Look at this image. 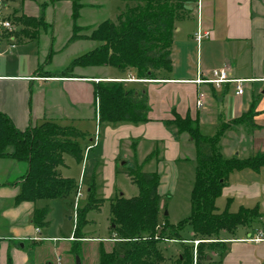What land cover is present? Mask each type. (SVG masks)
Segmentation results:
<instances>
[{"label":"crops","instance_id":"crops-1","mask_svg":"<svg viewBox=\"0 0 264 264\" xmlns=\"http://www.w3.org/2000/svg\"><path fill=\"white\" fill-rule=\"evenodd\" d=\"M56 2L59 1H23L22 12L27 16L36 17L43 10L48 26L41 28L33 37L20 33L15 36L14 48L5 47L2 56L11 60L12 67H2L0 59V110L20 129L28 125H38L43 121L68 125L63 122L78 120L81 117L90 119L94 115L99 126L94 127L93 133L80 129L87 134L80 142L84 148L80 165L84 172L88 169L91 173L87 188L88 199L90 192L95 196L96 175L100 180L104 198H110L114 194L118 162L122 161L120 165L123 168L127 166L126 162L143 167L144 161L152 155L149 154L151 143L158 142L160 145L155 149V155H160V158L157 157L156 167L152 172L159 175L157 194L160 197V208L165 206L162 198L174 186L175 164L186 148L193 144L186 132H178L174 125L166 123V120L172 119L173 112L180 116L188 114L197 121L200 133L212 135L219 122H228L251 108L254 113V127L233 126L221 140L222 152L226 157L228 156L225 155V150L238 157L264 152V0L190 1L188 17L174 23L171 44L172 69L165 79L156 80H128L129 76L133 77L129 70L115 74L111 70L114 67L108 65L76 66L71 77L52 74L65 67L53 70L46 68L53 64L61 52L54 44L57 36L56 23L49 19L50 13L57 7ZM7 10L9 8L5 9V13ZM191 19H195L194 27L188 22ZM198 26L208 33L199 43L194 39ZM16 28L20 29L19 26ZM69 28L67 39L72 33V22ZM88 32L89 30L83 31ZM79 41L92 43L91 49L97 45L94 40L77 38L69 44L64 43V48H69ZM38 67L42 72L49 74L35 73ZM221 68L226 71L228 78L242 80L241 94H236L235 82H223L218 85L193 82L198 76L208 79L211 77V70ZM98 80H122L128 87L145 90L148 95V120L136 123L100 122L97 115V99L93 93V82ZM199 97L201 102L197 105ZM83 108L84 117L80 115ZM203 128H208L212 133H203ZM141 141L145 143L141 145L144 149L143 156H146L143 162L136 161V148L140 146ZM124 144L126 147L131 144V149L135 150L134 163L128 159L127 154H120L121 145ZM195 156L194 147V159ZM13 165L15 170L18 168V172L20 171L17 165H23L24 171L18 174V177L27 169L25 162ZM244 170L253 175L244 174L247 179L243 180L239 176H235L234 181L227 180L217 198L225 200L224 208L227 206L230 212L237 211L241 206L251 208L257 205L262 213L260 222H255L248 228L239 227L233 235L222 232V239L218 240L220 244L216 245L214 252L210 254L212 260L209 264H264V168L258 172L243 169L239 170V173ZM80 183L82 184L81 178ZM19 189L20 184L16 179L0 183V202L13 201ZM122 194L121 192L120 196ZM235 200L239 205L235 211H231V204ZM243 202H252V205L246 206ZM11 203L10 208L0 210L2 222L7 223L9 230L5 241L0 238V246L2 249L6 247L12 264H25L23 243L29 241L36 244L40 241L33 238L34 231L38 230L31 221L34 205L31 201H22L17 205ZM72 237L73 235L68 237L69 241ZM179 253L180 250H177V254Z\"/></svg>","mask_w":264,"mask_h":264},{"label":"trees","instance_id":"trees-1","mask_svg":"<svg viewBox=\"0 0 264 264\" xmlns=\"http://www.w3.org/2000/svg\"><path fill=\"white\" fill-rule=\"evenodd\" d=\"M24 0H1L2 7L9 8L5 13L12 24L20 29L15 36L27 33L34 36L48 23L43 10L38 16H27L22 12ZM63 1V0H52ZM70 2L72 33L66 44L77 38L94 40L97 45L73 58L63 69L52 74L71 77L76 66L108 65L121 73L129 70L133 78L139 80L165 79L172 69L171 44L174 23L190 12L188 3L192 0H135L116 16L114 22L104 20L94 27L80 26L77 23L81 0ZM43 9V8H42ZM88 33H83V31ZM49 74L38 67L35 73ZM93 93L97 99L98 120L109 122H142L148 120V95L145 90L128 87L122 80H98L93 82ZM253 110L249 108L228 122H219L212 135H204L198 129L197 121L188 114L166 120L178 132H186L195 147L194 179L190 189V213L176 223H170L166 216L161 217L160 197L157 194L159 175L145 171L140 164H128L124 173L138 188V194L129 198L117 196L109 202V231L115 241L123 245L109 251L99 250L98 264H163L166 260L159 244L163 241H181L180 253L172 264H193V241L196 245V264H209L211 250L220 244L221 233L233 235L237 228L251 227L260 222L262 216L257 205L239 207L230 212L226 206L222 211L216 208V198L233 171L250 169L258 172L264 168V152L251 153L246 157L224 156L221 140L233 126L252 124ZM86 133L72 125H60L53 121H43L38 125L18 128L0 110V159L25 162L26 171L17 177L20 184L13 204L22 201L35 202L38 199H55L74 186V180L62 177L58 172L64 165V155L71 156L80 163L84 148L80 140ZM11 147V150H10ZM102 199L90 192L88 202L75 210L74 231L71 253L77 254L75 247L83 237L82 228L87 223L86 214L98 209ZM47 205L35 206L31 221L35 228L47 227ZM189 226L191 235L184 238L181 231ZM76 239V240H75ZM183 241H190L191 244ZM6 264H12L8 254Z\"/></svg>","mask_w":264,"mask_h":264},{"label":"rangeland","instance_id":"rangeland-1","mask_svg":"<svg viewBox=\"0 0 264 264\" xmlns=\"http://www.w3.org/2000/svg\"><path fill=\"white\" fill-rule=\"evenodd\" d=\"M48 0H38V2L43 3ZM135 0H81L83 3L79 10V17L77 22L80 25L94 27L104 20H109L114 22L118 13L125 9L128 5H132ZM56 8L50 13L49 19L55 21L56 23V40L55 46L61 49V52L56 56L52 65L47 66V69H60L66 66L73 58L85 53L92 47V43L88 41H79L75 45H71L69 48H64V43L67 42V37L70 33L69 24L70 19V2L69 1H59L56 2ZM188 5V4H187ZM189 6V5H188ZM9 12V10H7ZM187 22V21H186ZM192 26H195V19L190 20ZM42 48V47H41ZM41 56V52L39 53ZM45 60V59H44ZM2 67H12L11 60L6 56L1 57ZM115 74H120L121 72L116 69H111ZM80 115L84 117V108L80 111ZM64 124L73 125L83 131H88L93 133L94 127L99 126L97 119L94 115L90 119L79 118L78 120H69L68 122H63ZM203 133H212L208 128L202 129ZM212 131V130H211ZM84 140V139H83ZM83 140H80L82 142ZM145 144L141 141L140 146L136 148V161L143 162L146 156H143L144 149L141 145ZM152 148L149 154H152L146 161H144L143 170L153 171L155 170V162L157 157L155 155V149L159 148L160 143H151ZM133 147L121 145L120 154H127L128 159L135 162L134 152L131 149ZM131 149V151L129 150ZM11 150V147H10ZM153 151V152H151ZM225 155L232 156L226 150ZM183 156L175 164V179L174 186L168 190L162 198L165 206L161 207V217L166 216L170 223H176L180 219L187 217L190 213V200L189 194L194 179L195 170V159H194V146L187 147L184 151ZM148 155V154H147ZM234 155V154H233ZM243 156H247L244 154ZM144 157V158H143ZM14 163L16 161L11 159H0V183L7 181H15L17 175L24 171L23 165H17L19 167L15 170ZM118 162L117 170L115 173V189L114 194L110 198H104L102 194L100 180L98 176H95L96 180V190L95 197L102 199V203L99 208L91 209L86 214L87 223L82 228L83 237L74 244L78 248V253L73 254L70 251L72 246V241H69L68 237L73 235L74 231V215L77 207H81L88 202V183L91 179V173L88 169L85 172L82 170L80 163H77L71 156L64 155V165H62L58 172H61L63 176L74 178V186L66 194L55 198V199H38L33 202L34 207H41L47 205L49 207V213L47 216L48 225L47 227L39 228L34 231L33 238L40 240L38 243L34 244L29 241L23 243V252L26 255L25 264H75L76 257H78L80 264H98V254L99 250L103 249L109 251L112 247L119 249L123 245L119 241H115L111 236H113L109 231V202L111 199L120 196L129 198L138 194V188L131 183L130 179L125 175L124 170ZM21 168V169H20ZM23 169V170H22ZM246 172V173H244ZM238 172L231 173L228 180L234 181L235 176H239L240 179H247L246 174L253 175L248 170H244L243 173ZM245 174V175H244ZM81 178L82 184H79V179ZM17 179V178H16ZM80 185L81 196L75 203V193ZM13 202V201H11ZM9 200H4L0 202V210L10 208L12 206ZM246 206L252 205V202H243ZM225 200L221 197L216 199V208L222 211L224 208ZM239 205V202L235 200L230 207L231 211H235ZM2 213L0 211V238L5 241L6 235H9V230L7 223L2 222ZM29 226V224L27 223ZM240 232V231H239ZM243 232V231H242ZM181 235L184 238H188L191 235V230L189 226H186L182 231ZM74 239V237H72ZM72 239V240H73ZM76 240V239H75ZM171 241V242H170ZM184 243L191 244L190 241H183ZM193 243V242H192ZM181 241L167 240L159 244L166 260L163 264H172L174 258L178 255L177 250H181ZM214 252V249L209 253ZM194 254V248H193ZM6 247L3 249L0 246V264L6 263L7 258Z\"/></svg>","mask_w":264,"mask_h":264},{"label":"built area","instance_id":"built-area-1","mask_svg":"<svg viewBox=\"0 0 264 264\" xmlns=\"http://www.w3.org/2000/svg\"><path fill=\"white\" fill-rule=\"evenodd\" d=\"M199 18V13H198ZM15 30L16 27L12 24V22L6 18L4 8L2 7L1 0H0V59L5 51V47L7 48H14L15 46ZM208 35L207 32H204L200 29L198 26L196 32L194 33V39L199 43L202 38L206 37ZM199 74V73H198ZM134 78L129 76L128 80H133ZM195 83H201V82H207V83H213V84H220L223 82H235L236 85V94L242 93V80L240 79H230L227 76V73L224 69H213L211 70V77L208 79H202L199 76L193 80ZM201 102V98L199 97L196 101V104L199 105ZM97 137L95 136V142ZM80 197V186H78V189L75 193V203ZM75 218V215H74ZM75 220V219H74ZM256 240L258 238H255ZM199 240L193 241V248H194V254H193V264H196L195 260V252H196V245L198 244Z\"/></svg>","mask_w":264,"mask_h":264},{"label":"water","instance_id":"water-1","mask_svg":"<svg viewBox=\"0 0 264 264\" xmlns=\"http://www.w3.org/2000/svg\"><path fill=\"white\" fill-rule=\"evenodd\" d=\"M22 245V244H21ZM75 264H80L78 257H76Z\"/></svg>","mask_w":264,"mask_h":264}]
</instances>
